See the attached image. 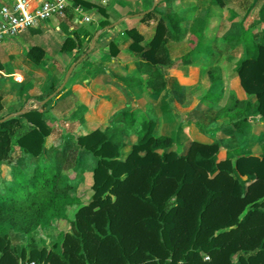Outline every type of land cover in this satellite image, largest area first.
Here are the masks:
<instances>
[{
	"label": "trees",
	"instance_id": "trees-1",
	"mask_svg": "<svg viewBox=\"0 0 264 264\" xmlns=\"http://www.w3.org/2000/svg\"><path fill=\"white\" fill-rule=\"evenodd\" d=\"M80 3L92 7L73 0V6ZM256 5L257 0L248 6L240 33L224 37L228 50L243 45L244 56L233 70L247 95L239 98L229 90L227 102L214 113V121L226 122L227 133L243 131L253 115L264 117V42L254 30L264 25V3L254 27L246 26ZM158 6L142 19L151 18ZM66 11L61 25L68 34L62 50H79L83 33H88L70 30L67 22L73 14ZM183 21L177 12L163 13L149 41L135 27L126 30L132 38L130 49L139 57L135 60L139 72L158 79L164 78L163 64L189 65L204 56L212 60L213 54L198 50L203 36L195 29L196 44L175 59L170 57L169 38L183 33ZM109 24L102 19L100 29ZM110 49L118 54L114 42ZM44 55L42 47L32 46L26 57L38 65ZM206 78L210 89L202 98L220 102L225 88L220 93L212 89L223 78L221 67L210 66ZM14 83L21 96L31 86ZM131 83L141 81L133 77L126 82ZM54 92L57 87L52 86L37 99ZM2 98L0 94V113ZM42 107L0 114V163L11 174L7 182H0V264H264V142L260 152L244 154L236 147L227 149L223 159L216 141L193 140L180 152L173 148L175 137L155 135L154 108L127 107L114 113L106 128L77 135L74 146L55 149L52 161L45 162L46 138L52 129ZM133 135L136 140L130 144ZM84 153L95 162L93 194L77 209L68 231L40 246L35 233L67 218V210L80 203L70 172L82 173ZM24 157L34 160L32 170L26 171ZM12 233L25 234L28 244H14Z\"/></svg>",
	"mask_w": 264,
	"mask_h": 264
},
{
	"label": "rangeland",
	"instance_id": "rangeland-1",
	"mask_svg": "<svg viewBox=\"0 0 264 264\" xmlns=\"http://www.w3.org/2000/svg\"><path fill=\"white\" fill-rule=\"evenodd\" d=\"M1 1L2 0H0V3ZM94 1L96 6L89 7L88 10H86L87 13H89V15L92 17V20L89 21V23L83 22L84 26L89 25L88 27L92 26L95 28L99 24V20L107 19L112 24L118 23L116 25V29L118 31L133 25V22L130 20L132 19L130 18L131 15L139 13L143 14L153 8L155 4L154 0H105V2H103V0ZM249 2L250 0H244L240 2L237 6H234L235 8L233 7V9H236L234 11H237L243 15ZM255 12L256 8L252 13V17L255 15ZM59 19L60 18L57 16L52 17L48 20H45L42 25L46 26L48 29L60 33L56 30V24ZM234 29L235 25L232 26L229 21L224 19L218 21V25L211 31V34L215 36L213 38V43L216 45L217 49L222 46L221 35L231 32ZM18 37H20V35L10 38L9 40H14ZM260 39L264 38L260 37ZM112 41H110V43ZM87 48L88 44H85L83 47H81V53ZM126 52L128 55L131 54L132 56H138L137 53H134L130 49H127ZM180 53L181 51L179 50L178 46H174L170 57L172 59L176 58ZM54 54V51L49 52L47 56L49 55L50 57H53ZM127 54L124 53L123 55L128 57ZM236 54V56L239 55L238 53ZM106 56L107 53L104 52V49L97 47L87 59L83 60L77 65L72 78L77 73L78 74L76 77L78 78H83L84 75H86V78L90 77V75H93V71L91 70H97V68H94L95 66H99V64H105ZM235 58L233 61L236 62L237 59ZM220 60L224 63L225 58L222 54ZM48 62L49 64L47 66H51L49 69L50 71L60 70V66L57 61L49 60ZM226 63H228V61ZM230 64L231 65L223 64V69L226 74L224 83L225 86H227V78L229 77L233 67L232 63ZM170 68L171 67L167 64H163L161 66V69L166 74L164 78L155 79L149 76L145 79V82L147 83L146 88L150 89L148 90L150 94L147 96L149 105L144 107H142L143 104H140L139 101L135 99V97H133L131 94H128L124 88V90L122 89L123 92L118 94H105V96L108 97L109 102L101 101L102 95L99 93L100 95H98L99 97L97 98L94 95L90 97L83 96L82 99H67L61 102H56L55 104H52L50 101L49 103L42 105L44 115L52 129V133L46 138L47 150L46 158L44 159L45 162L52 161L53 152L55 149L63 146H74L77 135L89 133L96 128L104 129L108 124V118L114 112L127 107L149 108L150 106H163L165 112L172 113L173 111L172 115L161 117L158 116L159 118L155 128V135H170L175 137L177 142L173 148L180 152L186 151L193 140H198L201 142H219L221 144L219 156L222 159L226 157L227 149L239 147V151L244 154L257 153L262 150V143L264 142V117L253 115L249 119L251 124L249 126L247 125V127L245 126L243 131L232 133L225 132V127L227 126L226 122H214L211 115L212 111H209H214L216 107H219V105H216V107L213 106L214 108L209 109L201 105L199 102L200 94L206 91L208 88L207 78L204 77L203 69L199 71H190L188 75L191 74L190 76L196 78L197 81L194 84H185L182 83L179 78L170 74ZM106 69L108 70L107 72ZM99 72L105 74L106 80L109 81L105 83V87H100L96 90V92H103L104 94L108 92L106 89L110 85L124 87L123 83H125L127 77L126 74H123L125 71L123 68H121V66H107V68H102ZM62 75L65 77L66 73L63 72ZM72 78L69 80L68 85L71 84V81L73 80ZM17 79L18 77H16L14 80ZM224 88L226 91V87ZM224 88L222 89V86H218L215 89L222 91ZM230 89L239 97L245 98L247 96L237 80L230 81ZM228 90L229 87L227 88L226 94H228ZM204 100L212 104V101L206 99ZM19 101L20 99L17 95H14V97L11 99L9 96L5 104L7 106H11L15 102H18L19 105L23 103V100H21L20 103ZM25 105H27L26 102H24L21 107H24ZM35 106L38 107L40 105L37 102ZM28 107L29 106H25L24 109ZM18 111L19 110H17V112ZM2 113L3 111L0 114ZM158 113L159 112H157V114ZM134 140L135 136L133 135L128 142L132 144ZM18 152L19 149L16 147V155L20 154ZM82 158L83 160L86 159V164L82 168V173L76 174L75 172H70V176L73 178V182L75 184L74 194L79 197L80 203L71 206L67 210V218L59 219L58 221H55L52 226H47L35 233L37 244L40 246L43 243L50 244L59 238L60 232L68 231L70 227V220L74 218L77 209L80 207V205L88 202L93 194L92 171L95 162L91 157L85 155V153ZM23 159L26 171L32 170L34 160L25 157ZM10 176L11 174L9 167L0 163V182H7L10 179ZM11 240L17 245L28 244L27 236L25 234L12 233Z\"/></svg>",
	"mask_w": 264,
	"mask_h": 264
},
{
	"label": "crops",
	"instance_id": "crops-1",
	"mask_svg": "<svg viewBox=\"0 0 264 264\" xmlns=\"http://www.w3.org/2000/svg\"><path fill=\"white\" fill-rule=\"evenodd\" d=\"M82 1L92 4V7L96 6V3L94 0H82ZM154 1H155V4L153 8H155L157 4H159V6L157 8V11H155L152 14L151 18L147 19V21H144L142 19V17L145 15L146 12L143 14L139 13V14L131 15L130 18L132 19L130 20L133 22V25L128 28H132V27L137 28V30L144 36L145 41H149L154 36L157 21L163 13H168V12L179 13L181 16H184V21L182 22V27L184 31L178 37L169 38V41L167 44L170 54H171L173 47L178 46L179 50L181 51V53L178 56H180L186 51H189L192 48V46L196 44V36L192 34V30L195 29L198 32L202 33L203 37L198 46V50L203 52L204 54H213V57H211L212 60H210L209 57L204 56L202 58V61H198V62L189 64V65L180 64L177 66H170L171 67L170 74L173 75L174 77L179 78L182 83L194 84L197 80L196 78L190 76L191 74L188 75L190 71H193V70L199 71L203 69L204 77H206V73L208 69L210 68V66L212 65L220 66L222 69L223 78L212 89V91L215 93H218V92L220 93L221 90L218 91L215 88L218 86H222V89L223 87H226V91L224 92L225 96L220 100V102H217V103L211 104V103L206 102L202 98V96L205 92H207L210 89V86L207 83L208 84L207 90L201 93L200 98H199L200 104L209 109L214 108L213 106L216 107V105H219V107H216L214 111L209 110V111H212L211 115L213 117L214 113L217 110H219L220 107L224 103L227 102L226 92H227L228 87H229V90H231L230 81L237 80L239 82L238 78L234 77L233 67H234L235 61L233 60L235 56L237 55L236 53L239 54L235 58L237 60L242 58L244 54V48L242 47L243 45H239L235 47L234 49L228 50L226 48L224 37L227 35H237L240 33L241 21L244 18V15L247 11L248 6L254 3L255 0H250L243 15H241V13H238L237 11H234L236 9H233V7L237 6L240 2L244 0H225L224 5H220L214 0H154ZM103 2H105V0H103ZM2 3H3V0L1 1L0 4ZM262 3H264V0H257V5L255 7L256 8L255 15L252 17V13L255 9L254 8L251 11L249 18L246 22L247 27L249 26L254 27L253 22L257 18V12ZM77 6H80L83 12L78 13L75 9L76 6H73V2H72V5H70L67 9L69 13L73 14V18L71 21L67 22V24L68 25L71 24L69 27L70 30L78 29L81 32L87 30L88 34L85 35L83 33L84 41H83L82 47L85 44H88V47H89V49H87L88 54L86 52H82L83 55L77 62H75L76 57L79 54H82L80 49L73 50V51L62 50V45L64 43L66 35L68 34V31H66L61 25V21L63 18L66 17V13L62 17L58 16V18L60 19L56 24V30L59 31L60 33H57L51 29L46 28V26L42 25L43 22H41L37 26L31 27L27 31L19 34L20 37H18L17 39H14V40L8 39L0 43V63L3 65L2 69L0 68V94L3 97L2 103L4 106L2 110L3 113L1 115L16 114L17 110H19L20 108H23L22 110H25L24 109L25 106H29L28 108H36L37 106H35V104L37 102L39 103L40 106H42L44 104H47L48 100L56 94H57L56 99H53L51 101L52 104H55L56 102H61L67 99H76V98L82 99L83 96L90 97L94 95L97 98L99 97L98 95L100 94L102 95L101 101L109 102V99L107 96H105V94L106 95H108L109 93L118 94L120 92H123L124 89L126 90L128 94H131L133 97H135V99L139 101L140 104H143L142 107L149 105L147 101V98H148L147 96L148 94H150L148 91L150 89L146 88L147 83L145 82V79L149 77V75L141 73L136 69L135 60L139 57L135 55L132 56L131 54L128 55L126 52L127 49L128 50L130 49V44L132 43V38L126 32L128 28L118 31L116 29V25L118 23L116 24L111 23L107 25L104 29H100L99 24L95 28L92 26L88 27L89 25L84 26L83 22L89 23V21L92 20V17L86 11L88 10L89 7L86 6L84 3L83 4L80 3ZM84 6H86L87 8ZM86 16L90 17L88 21L85 20ZM222 19L229 21L232 26L235 25V29L232 30L231 32L221 35L222 46H220V48L217 49L216 45L213 43V40H214L213 38L215 36L211 34V31L218 25V21ZM101 20H99V23ZM254 30L257 32L258 39L260 37L264 38V25H258V27L254 28ZM99 31L100 33L98 34L95 40V45L93 48H91L93 39L95 38V35ZM261 40L262 42H264V39H261ZM110 41L114 42L115 46H117L118 48V55L116 56H114L111 53ZM32 46L42 47L45 52L44 57L42 58V60L40 61L38 65L32 64L26 57L28 50ZM97 47L104 49V52L107 53V56L105 57V64L104 65L99 64V66H95L94 68H97V70L90 69L91 71H93V75H90V77L88 78H86V75H84L85 78L84 77L78 78L76 77L78 73L72 78L77 65L81 63L83 60L87 59L90 56V54L94 50H96ZM53 51L55 52L53 57H50L49 55L47 56L49 52H53ZM124 53H126L128 57L124 56L123 55ZM221 54L225 58L224 63L223 61L220 60ZM49 60L57 61V63L60 66V70L50 71L49 69L51 66L49 67L47 66L49 64L48 62ZM227 61L228 63H226ZM222 63L229 64V65H231L230 63H232L233 65L231 69L232 71L229 74V77L227 78L228 80L227 86L224 85L226 74L224 72ZM70 65L74 67H73V71L71 72L70 76L67 78V73H68L67 71L68 69L71 68ZM115 65L121 66V68H123V70L125 71V73L123 74H126L127 78H126L125 83H123L124 87L110 85L106 89L108 92L104 94L103 92H96V90L99 89L100 87H105V83L109 81V80H106L105 74L99 71H101L102 68L103 69H105V67L107 68V66L110 67V66H115ZM107 71L108 70L106 69V72ZM63 72L66 73L65 77H63L62 75ZM164 76H166L165 73H164ZM16 77H18V79L14 80L16 79ZM133 77L136 79H139L141 81V84H138V85L134 83L126 84V82L130 81L131 78ZM71 78L73 80L71 81V84L68 85V82ZM14 82H17L19 84H25L29 82L31 86L25 92V95L21 96L17 93L16 90L13 89L12 86L13 84H15ZM52 86L57 87V92H54L52 95H50V97L45 98L46 101L44 104H40V102L45 99L39 100L37 99V96L50 90ZM68 90H70V92L66 96H62V93ZM14 95H17L18 98L20 99L19 103L21 102V100H23L22 101L23 103L19 105L18 102H15L11 106L10 105L7 106L5 104L7 98L10 96V99H11L14 97ZM239 98H243V97H239ZM24 102H26L27 105H25L24 107H21L24 104ZM150 107L154 108L156 112H159L158 113L159 117L168 116V115L173 114V111L172 113L165 112L164 111L165 109L163 106H157L159 108H157L156 106H150ZM130 108H138L141 110H146V108L148 107H145V108L130 107ZM199 110L202 111L201 109ZM110 117L108 118V124H109ZM159 117H157V123H158ZM214 122L222 123L221 120H217ZM135 140H136V137H135Z\"/></svg>",
	"mask_w": 264,
	"mask_h": 264
},
{
	"label": "built area",
	"instance_id": "built-area-1",
	"mask_svg": "<svg viewBox=\"0 0 264 264\" xmlns=\"http://www.w3.org/2000/svg\"><path fill=\"white\" fill-rule=\"evenodd\" d=\"M7 1V0H6ZM73 0H13L0 4V43L13 38L52 17H62ZM78 13L80 6L75 7ZM90 17L86 16L85 20ZM27 264H37L32 261Z\"/></svg>",
	"mask_w": 264,
	"mask_h": 264
},
{
	"label": "water",
	"instance_id": "water-1",
	"mask_svg": "<svg viewBox=\"0 0 264 264\" xmlns=\"http://www.w3.org/2000/svg\"><path fill=\"white\" fill-rule=\"evenodd\" d=\"M99 33H100V31L95 35V38L93 39V42H92V46H91V48L94 47V45H95V40H96V38H97V36H98ZM73 67H74V66H71V68L68 70L67 78L70 76L71 72L73 71ZM45 101H46V99L43 100V101H41L40 104H44ZM28 109H30V108H28ZM28 109L21 110V111L17 112L16 114L24 113V112H25L26 110H28ZM7 117H8V116H6L4 119H6ZM4 119H1V121L4 120Z\"/></svg>",
	"mask_w": 264,
	"mask_h": 264
}]
</instances>
